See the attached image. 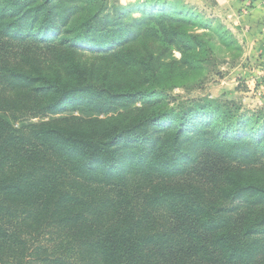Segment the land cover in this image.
<instances>
[{
    "label": "trees",
    "instance_id": "obj_1",
    "mask_svg": "<svg viewBox=\"0 0 264 264\" xmlns=\"http://www.w3.org/2000/svg\"><path fill=\"white\" fill-rule=\"evenodd\" d=\"M195 25L0 0V264H264L262 114L172 107L214 59Z\"/></svg>",
    "mask_w": 264,
    "mask_h": 264
},
{
    "label": "rangeland",
    "instance_id": "obj_2",
    "mask_svg": "<svg viewBox=\"0 0 264 264\" xmlns=\"http://www.w3.org/2000/svg\"><path fill=\"white\" fill-rule=\"evenodd\" d=\"M111 1H118L126 9L158 3L169 10L190 14L196 23L190 31L214 43V59L206 65L203 76L185 79L184 86L170 92L174 97L172 107L180 109L188 100L201 99L223 111L230 108L247 116L261 113L264 123V4L260 5L261 0ZM139 16L141 13L136 11L132 17ZM175 57L180 59V53L175 52ZM140 106L137 102L131 107ZM67 109L77 114L71 107Z\"/></svg>",
    "mask_w": 264,
    "mask_h": 264
},
{
    "label": "crops",
    "instance_id": "obj_3",
    "mask_svg": "<svg viewBox=\"0 0 264 264\" xmlns=\"http://www.w3.org/2000/svg\"><path fill=\"white\" fill-rule=\"evenodd\" d=\"M260 2H262L260 5L264 4V1L263 0H261Z\"/></svg>",
    "mask_w": 264,
    "mask_h": 264
}]
</instances>
